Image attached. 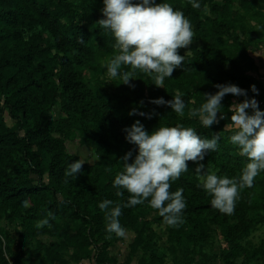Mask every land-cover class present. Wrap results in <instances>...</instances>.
<instances>
[{"label":"trees","instance_id":"1","mask_svg":"<svg viewBox=\"0 0 264 264\" xmlns=\"http://www.w3.org/2000/svg\"><path fill=\"white\" fill-rule=\"evenodd\" d=\"M164 2L184 13L195 35L188 48L178 49L185 56L184 67H177L163 88L140 72L130 80L131 86L105 79L106 65L118 50L112 34L98 24L105 19L103 0H0V219L15 233L13 237L0 229V264H28L30 256L53 263L61 252L80 262L93 250L96 264L108 263V246L124 237L106 232L99 204L122 199L115 195L112 181L123 171L122 157L131 151V163L137 154V146L125 139L124 131L137 120L149 134L159 126L177 124L208 139L219 134L218 150L206 153L199 163L213 165L220 176L238 178L246 166L247 158L229 143L233 130L226 128L231 123L229 108L245 97L227 94L221 102L223 113L217 114L225 119L207 129L198 118H190L188 110L199 108L206 94L218 91V84L236 85L247 91V98L256 99L250 86L259 90L258 84L248 72L256 70L251 52L264 46V0H199V9L189 0ZM84 71L94 74V88L85 82ZM106 91L112 92L111 97ZM177 93L187 105L182 117L167 104L153 103L159 98L172 100ZM256 100L264 111V95ZM133 109L146 115L130 116ZM246 111L252 114L251 109ZM5 117L11 127L4 124ZM77 136L96 161L85 163L74 179L66 176V170L79 157L68 152L67 142ZM15 152L27 163L26 170L13 165ZM187 164L189 171L170 188L172 192L182 188L187 201L182 225L168 226L147 202L122 210L121 225L135 234L130 256L159 236L153 224L168 228L175 264L206 263L204 247L212 226L221 229L229 246L228 263L241 255L249 260L264 255V239L257 248L241 245L259 223L248 213L264 212V173L252 188L241 191L234 213L225 215L211 207L212 197L198 187L202 181L197 164ZM127 198L125 193L123 200ZM138 211L157 217L151 222L138 219ZM44 219L49 224L38 228L37 222ZM73 221H79L77 228ZM42 236L49 244L39 241ZM183 244L186 248L181 250Z\"/></svg>","mask_w":264,"mask_h":264},{"label":"clouds","instance_id":"2","mask_svg":"<svg viewBox=\"0 0 264 264\" xmlns=\"http://www.w3.org/2000/svg\"><path fill=\"white\" fill-rule=\"evenodd\" d=\"M189 3L193 8L201 7L199 0H189ZM101 12L105 19L99 20L98 24L112 34L114 47L118 50L106 65L110 80L120 79L123 84L130 85V80L140 72L151 78L156 87L164 88L165 80L172 77L174 70L184 67L185 56L180 55L178 49L188 48L194 41L195 33L190 20L170 3L164 0L162 3L156 0H103ZM250 87L253 93L259 94L255 85ZM216 88L218 91L215 94H206L205 102L199 108L189 109L188 116L198 118L207 129L225 119L223 115L218 119L217 114L223 113L221 102L227 94L245 97L243 102H234L229 108L231 123L226 126L233 130L229 143L248 160L239 177L220 176L206 171L204 164L199 163L206 153L218 150L219 134L208 139L197 135L196 129L182 124L159 126L149 134L137 120L124 130L125 139L137 146V154L131 163H128L133 156L131 151L122 157L123 171L112 181L115 195L122 199L120 202L105 199L99 204L107 233L124 237L126 230L119 219L122 210L145 202L158 211L168 226L182 225L187 201L182 188L175 192L170 188L173 182L189 171L188 161L197 164L195 171L202 181L198 187L212 197L211 207L221 214L234 213L241 191L252 188L256 177L264 173V111L260 110L256 99L247 98V91L236 85L218 84ZM153 103L167 104L172 112L181 117L187 107L179 93L172 100L159 98ZM248 109L252 110V114L246 111ZM129 115L146 114L133 109ZM85 163L79 159L73 161L66 170V176L77 179ZM125 193L128 194L127 200H123ZM48 224L49 219H44L37 227Z\"/></svg>","mask_w":264,"mask_h":264},{"label":"rangeland","instance_id":"3","mask_svg":"<svg viewBox=\"0 0 264 264\" xmlns=\"http://www.w3.org/2000/svg\"><path fill=\"white\" fill-rule=\"evenodd\" d=\"M220 1V0H218ZM45 37V34H43ZM179 52V51H178ZM183 56V54H182ZM251 57L254 59L256 63V70L249 71L248 74L254 77L256 84H258L259 94L256 95V99H258L261 95H264V46H261L259 49H255L251 52ZM85 78V82L88 84L90 88H94L96 84V80L94 74L90 71H84L82 74ZM105 79H108L106 72L103 73ZM111 91L106 94L111 97ZM235 103H240V101H236ZM4 124L7 127H11L13 123L5 117ZM228 125V124H227ZM226 125V126H227ZM230 129V128H227ZM79 136L75 139H72L67 142L68 152L72 154L78 155L79 159L85 161L87 164H94L96 161V156L92 153L90 148L85 146H81L79 144ZM13 165L17 163L22 166V169H27V163L20 157L18 152H15L13 155ZM205 170L209 172H215V168L213 165H204ZM197 167V166H196ZM195 167V169H196ZM13 171V169H12ZM26 174L22 172L20 174L21 177ZM30 176V175H29ZM51 196L49 195V198ZM135 216L140 219L143 217L146 221L151 222L152 219L157 217L156 214H153L148 211H138ZM249 217H254L259 223L258 225L250 232V234L245 237L241 241L242 246H248L251 248H257L261 241L264 239V212L262 213H248ZM56 222H58L61 226L65 225L63 220H58L55 218ZM42 220H39L37 223H40ZM11 225H4V220L0 219V229H7L10 231L11 235L15 237V233L13 232V227ZM72 226L77 228L79 226V221H73ZM211 234L207 240V244L204 247V251L208 253V259L205 264H264V255L256 257L254 260H249L247 256L241 255L234 259L229 260L228 263L225 260L226 250L229 251V246L225 243L224 237L222 235V231L220 228L216 226H212ZM153 230L159 235L153 242L150 243L145 241L137 250L134 256H130L131 246L134 243L135 234L126 230V235L123 240L119 243H112L108 246L106 252V261L110 264H175L174 262V252L172 247L167 242V233L168 228L164 225L153 224ZM40 239V240H39ZM39 241H44L46 244H49L50 240L47 237H40ZM184 243V242H183ZM186 247L183 244L182 249L184 250ZM179 259L181 260V254L179 255ZM73 255L68 252H61L55 257V261L53 263L50 262H42L40 259L35 256H30L27 259L28 264H90L92 260V254L90 257L84 259L83 261L77 262L72 259ZM190 255H187V258Z\"/></svg>","mask_w":264,"mask_h":264},{"label":"built area","instance_id":"4","mask_svg":"<svg viewBox=\"0 0 264 264\" xmlns=\"http://www.w3.org/2000/svg\"><path fill=\"white\" fill-rule=\"evenodd\" d=\"M92 260H91V262H90V264H96V262H95V257H97L96 255V253H95V251L93 250L92 251ZM10 264H12V263H10ZM106 264H110V263H106Z\"/></svg>","mask_w":264,"mask_h":264}]
</instances>
